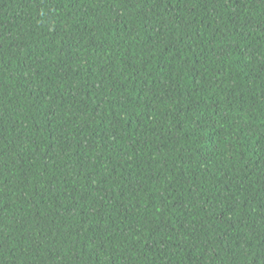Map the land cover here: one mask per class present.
I'll return each instance as SVG.
<instances>
[{"label":"trees","instance_id":"obj_1","mask_svg":"<svg viewBox=\"0 0 264 264\" xmlns=\"http://www.w3.org/2000/svg\"><path fill=\"white\" fill-rule=\"evenodd\" d=\"M0 264H264V0H0Z\"/></svg>","mask_w":264,"mask_h":264}]
</instances>
